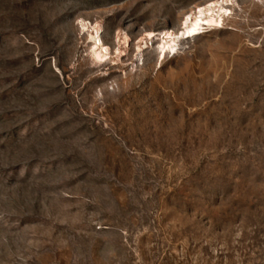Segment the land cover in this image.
Returning a JSON list of instances; mask_svg holds the SVG:
<instances>
[{
  "label": "rangeland",
  "instance_id": "374dc122",
  "mask_svg": "<svg viewBox=\"0 0 264 264\" xmlns=\"http://www.w3.org/2000/svg\"><path fill=\"white\" fill-rule=\"evenodd\" d=\"M0 264H264V0H0Z\"/></svg>",
  "mask_w": 264,
  "mask_h": 264
},
{
  "label": "bare ground",
  "instance_id": "6f19581e",
  "mask_svg": "<svg viewBox=\"0 0 264 264\" xmlns=\"http://www.w3.org/2000/svg\"><path fill=\"white\" fill-rule=\"evenodd\" d=\"M221 12V11H220ZM218 13L216 15L212 14L210 17H207L205 20L199 17L193 18V14H188V19L185 20L184 23V30L180 35V37L184 39H189L192 37H195L203 32L205 26H214L219 25L222 21V15L221 13ZM203 10L200 9L198 14H202ZM172 32L165 33L163 39L166 38L170 39L169 42L166 41L165 44H163V47L161 48L160 56L159 58L163 60L166 56V54L170 55H176L177 53V42L175 39H172ZM150 38H154L155 36L153 34L149 35ZM101 44L102 42L99 41V44L96 43L94 50L96 51L95 56L98 61H103L104 58H106V54H104L103 50H101ZM105 49V48H104ZM99 50H101L99 52ZM108 54V53H107Z\"/></svg>",
  "mask_w": 264,
  "mask_h": 264
}]
</instances>
